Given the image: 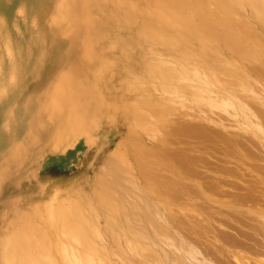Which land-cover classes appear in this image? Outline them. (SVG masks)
<instances>
[{
	"label": "rangeland",
	"instance_id": "374dc122",
	"mask_svg": "<svg viewBox=\"0 0 264 264\" xmlns=\"http://www.w3.org/2000/svg\"><path fill=\"white\" fill-rule=\"evenodd\" d=\"M70 1L62 0L61 5L57 6L53 0H27V4H25L27 9L24 10L21 7V0H14L12 3L8 0H0V13L4 12L7 18H11L15 23L18 31L23 32V38L26 40L24 56L27 62L20 60V63L24 62L21 67L18 66L16 69L4 67L1 72V75L3 74L2 79L7 77L6 81L11 83L13 87L10 84L8 88L2 90L3 86L1 89L7 92L10 99L0 103V110L7 112L4 117L1 118L0 116V143L5 149L0 157V184L3 182L0 185V217L4 218L0 219V238L5 232L12 230L14 224L23 221L26 214L25 209H29L34 202L39 203L40 200H48L53 196L54 191L51 188L56 185V181L51 180L53 179L50 177L51 175L55 180L66 175L71 178L68 181L73 182L74 177L82 173L76 180L85 183L87 187H85L84 194L79 195L85 201L82 203L85 207L82 213L86 216L84 215L83 221L80 218L79 220L87 230L88 239L99 249L102 248V245L105 246L114 255V252L119 254L120 251L114 246V239L112 240V236L109 234L114 231L118 237H122L124 231L134 232L133 227L139 223L137 215H144V213H148V210H145L143 203L137 204L139 199L143 197L140 196L139 187L140 193L136 190L130 193L122 191L124 199L131 196L129 199L135 200L133 203L135 211L132 212V205L128 202L125 204L124 202H117L119 198L114 196V193L111 194L106 191L107 187L102 185L104 183L99 177L102 176L103 171H101L100 166L104 167L105 160L110 156L111 146L103 150L100 142L96 141L94 135H91L98 129L100 123L96 120V125L89 124L90 121L88 120L90 119L85 122L83 117L85 107H83L82 101L79 102L80 94L75 87V82H73L75 78L71 77L70 70L73 71V69L70 68L69 70V65L81 63V66L86 67V69H81L78 72H81L80 76L82 75L84 87L89 86L93 91H100L102 82L106 79L111 80L113 77L115 79L112 84H122L121 79L126 75V77L135 78L137 76V79L139 78V86L132 99L136 102L132 105V102L130 104L129 101V108H126L127 115L133 113L131 123L133 124L134 135L130 139L125 137V142L129 146L131 144L128 147V153L132 160L138 158V161H132V165L140 164L142 168V172L137 174L138 179L142 182L146 181V184L156 190L154 191L155 195L160 198L158 199L159 203L156 204L168 203L171 200L170 206L174 208L191 209L194 206L191 203H186L191 199L208 200L207 203L209 201L225 202L231 199L226 192L234 190L235 184L244 183L247 179L248 181L254 180L255 175L257 178V161L254 158L256 159L257 155L260 156L262 153L256 149L257 142L253 139L254 137L252 138L250 134L242 132L241 128L227 127L226 125L229 123L227 118L224 122L219 121L218 109H215V114L212 113V116L209 117L201 111L204 107L195 106L196 103H199L197 98L200 99L199 94H201L195 89L199 86L198 84L190 87L184 85L183 81L167 84L162 90H159L161 92L160 97L154 101L147 97L148 92L152 90L149 87L152 85L143 83L142 80L149 73L160 78L162 76L171 78L175 76L173 72L176 73L178 68H181L184 73L198 74L204 71L202 87L209 88V95L218 96L226 93L237 99L242 98L243 93L240 88L245 82V78L242 77L244 73L256 79L260 86H264V0H257L256 6L248 3L253 12L249 13L248 19L241 21L232 8H227L229 7L228 0ZM211 5H217L216 11L209 10ZM253 24L257 27L254 26L255 31L259 29V36L252 30L251 25ZM224 33H236V35H231L226 40L223 38ZM181 35H187L189 39L191 37L192 43L178 44L180 47L174 48L173 41H182ZM2 37L3 35L0 36V40L5 41ZM196 38L203 40L201 47L210 43L213 52H203L200 56H195L189 50L197 49ZM212 41L215 43L213 44ZM92 44L102 47L105 56L101 62L98 60L96 65H92L88 70V61L93 64L94 60L90 56L87 59L81 57L76 59L75 57L80 48L86 51L85 47ZM64 51H66L67 56L62 59L60 55ZM221 52L227 56L226 62L229 61L228 64L234 66V69L226 70L227 67L220 62L217 55L220 53L222 56ZM120 59L127 61V64H124L123 60ZM0 61L7 62V60ZM117 62L118 67L116 68ZM215 62H219L221 65H215ZM104 63L106 66L102 65ZM256 66L263 72L258 70ZM205 72H208L209 75ZM214 73L221 79L216 84L211 83L215 79ZM71 78L73 79L72 82L70 81ZM23 80L27 83H21L24 82ZM215 85L217 86L212 87ZM104 88L102 91H108L112 88L115 90L116 87ZM110 95L113 97L115 93ZM118 95L125 98L124 93L120 92ZM167 95L170 97L164 98ZM206 97L205 95L202 101L207 102ZM243 99L245 105L250 103L248 97ZM147 102L151 105L148 111L155 118V122L158 121L162 127V136L159 132L154 135L155 130L152 132L150 129L147 130L150 134L149 132H145V134L143 131L146 130L142 128V131L138 126L140 121H144L145 124L147 121H152L151 119L148 120L147 115L142 113V115L137 116L134 112L136 109L144 108ZM106 104L107 102H104L105 106ZM251 104L253 103L251 102ZM134 105L137 107L134 108ZM256 109L259 113V110H262L261 107ZM184 124H189L186 126L193 128L188 127L187 130L192 131L190 134L187 132L186 126V128L182 127ZM229 124L231 125V123ZM239 124L245 126L243 123ZM199 125H202L200 127L204 126V129L207 127L208 135L213 132L212 135L216 134V137H211L212 135L209 137L203 128L205 133L201 131ZM197 126L201 135L202 133L207 135V137L205 136L206 140L200 138V134H197L199 137H194L196 133L193 134V132L195 129L197 130ZM181 127L184 128L183 131L186 130L185 133L187 132L189 136L193 135L187 136ZM177 128L182 131L179 133L185 135L176 134L179 131ZM212 128L218 130L220 128L221 134L225 132L226 134H224L229 135L230 140L228 137L226 139L225 136H221L218 130L213 131ZM175 129L178 131L176 132ZM216 131L217 133H215ZM218 134L221 138L217 136ZM159 135L161 141L153 140L152 136L159 138ZM223 138L224 140H221ZM231 138L235 142L233 145ZM228 141H231V145L228 144ZM239 142H250V144H243L242 146L241 143V145L238 144ZM250 153H253V156ZM178 157L182 160H178ZM188 167L190 168L188 169ZM175 168L177 169L175 170ZM187 171L190 173L189 175ZM248 175H251V179ZM108 183H111L110 179ZM211 183H213L212 188ZM47 184L50 190L44 193L43 189ZM64 184L67 185L66 182ZM174 190L181 192L180 194L177 192L178 199L174 192L170 194ZM190 190H193L194 193L192 191L191 193ZM198 190L200 191L198 192ZM196 191L201 193L205 199ZM101 193L105 194L102 195ZM67 194L68 192H65L63 195L66 199L77 197L74 194ZM108 199L112 206L109 201H106ZM11 204L14 206L12 207ZM106 204L108 206L105 208ZM123 206L127 207L129 214H125V211L122 212ZM194 213L196 212L194 211ZM128 216L130 218H126ZM114 219L116 222L120 221V223L118 222L120 226ZM122 225L125 226L122 227ZM201 228L199 227V229ZM208 228H210L209 225ZM115 237L117 238L116 235ZM115 256H113L114 261H116ZM250 258L253 261V258L258 257L250 256ZM252 263L254 264V261Z\"/></svg>",
	"mask_w": 264,
	"mask_h": 264
},
{
	"label": "bare ground",
	"instance_id": "6f19581e",
	"mask_svg": "<svg viewBox=\"0 0 264 264\" xmlns=\"http://www.w3.org/2000/svg\"><path fill=\"white\" fill-rule=\"evenodd\" d=\"M13 1L14 0H8V2H11V3ZM53 1L57 4V6L61 5V2H62V0H53ZM256 2L257 0H228L229 7L227 8L229 9L232 8L233 11H235V14L238 16V18H240V21H241L242 19H248L249 13L253 12L249 8L248 3H251L253 6H256ZM21 4H22L21 7H23L24 10L27 9V7L25 6V4H27V0H21ZM72 4L74 5L75 3H72ZM216 7L217 5H211L209 10L214 12L216 11ZM127 22H128V18H127ZM254 26H255L254 24L251 25V28L253 27L252 30L255 31ZM255 32L258 34V36L260 35L258 33L260 32L259 29H257ZM2 35H3L2 38H4L5 41L0 40V56L9 57V58L7 62L0 61V69H3L4 67L12 68V69H16L18 68V66L21 67V65L24 64V62H26V59L24 56V53L26 50V45H25L26 40L23 38V32L18 31V28L15 25V23L12 21L11 18L9 17L7 18L4 12L0 13V36ZM231 35H236V33L234 34L224 33L223 38H226V40H228L229 36L231 37ZM180 38H182L183 40L173 41L174 48H179L180 45L178 44L182 45V43H188V42L192 43L191 37H190L191 39L190 40L189 36L187 35H181ZM125 41L126 40L124 39V42ZM196 41H197L196 42L197 49L193 48L189 50V51H192L195 54V56L197 55L200 56V54H202L203 52L204 53L213 52L211 50L212 45H210V43H208V45H206L205 47L204 46L201 47L200 45L203 44V40L198 38ZM121 43L123 42L121 41ZM212 43L214 44L215 42L212 41ZM85 48H86V51H84L83 48H80L79 49L80 51L76 54L75 58L77 59V57L78 58L81 57V58L87 59V57L90 56L94 60V63L92 64L91 62L88 61V70H89L92 67V65H96V62L98 60H100L101 62V59L105 56V51L102 47L95 46V44L88 45V47H85ZM221 54L222 56L220 55V53H217L220 59V62L227 67L226 70H231L232 68L234 69L235 68L234 66L228 64L229 61L226 62L227 56L223 54L222 52ZM66 56H67L66 51L62 52L60 55L62 59H65ZM13 57H18L19 60L18 61L17 59L11 60ZM20 60H23L24 62L20 63ZM120 60H123L124 64H127V61H125L124 59H120ZM118 62H117L116 68L118 67ZM214 64L221 65L219 62H215ZM102 65L106 66L105 63ZM69 66H70L69 70L70 68L73 69V71L70 70L71 77L75 78L74 81L72 78L70 79V81L75 82V87L80 94L79 102L81 103L82 101L83 107H85L84 111L82 110L84 112L83 117H84L85 122L86 120L90 119L88 120L90 121L89 124L96 125L95 124L96 120L98 123H100V126H98L99 130L97 129L95 133H91V135H94L96 137V141L100 142L101 148L103 150H105L106 147L111 146L110 153H109L110 156L105 160V164H103L104 167L100 166L101 171H103L102 176L99 177L104 183L102 185L103 186L105 185V187H107L106 191H109L111 194L114 193V196L119 198L117 199V202L119 203L124 202V204L125 202H128L130 205H132L131 206L132 212L135 211L134 204H133L135 203V200H132L133 198L129 199L131 196L129 198L127 197L124 199L123 192L125 191V192L130 193L136 190L140 193L138 189L139 187L141 190L140 196L142 195L143 197L139 199L137 204L143 203L142 205L144 206L145 210L146 209L148 210V213H144V215L142 214L137 215V219L139 223L136 224L135 227H133L134 232L124 231V234H122V237L121 236L118 237V235L114 231H112V233L109 234L110 236H112V238L111 237L110 238L112 240L114 239V246L117 248L118 251H120L119 254L118 252H114V255H112L111 251H109L108 248H105V246L102 245L101 246L102 248L100 247L101 249H99L97 245H95L93 242H91L88 239L87 230L85 229V226L83 225V223L79 220L80 218L83 221V218L85 215L82 213L83 210L85 209L84 205L82 204L84 199H81L79 195L84 194L86 184L76 180L77 177H79V175H81L82 173L80 172L81 174H78L77 176H75L73 182H71V180L68 181V179H71V178L67 177L66 175H62L61 177H58L59 180H55L53 175H51L50 177L53 178L51 180L52 181L54 180L53 182L56 181V185H53V187L51 188V190L54 191L53 196L48 200H45V199L40 200L39 203L34 202L35 204L33 203L29 207V209L27 210L25 209L26 214L23 217V221L20 222L19 224H14L12 226V230L7 231V233L5 232L3 234V237L0 238V264H253L252 263L253 261H254V264H264V108H263L264 107V86H260L259 83H257L256 79H253L244 73L242 77L243 79L245 78V82H243L244 84L242 83L243 87L240 88V91L243 93L242 98L237 99L231 94L229 95L226 93L222 95H218V96L209 95V92H208L209 88H207L206 86L202 87L204 71L202 73L199 72L198 74L197 73H186V72L184 73L181 70V68H178L176 70V73L177 75H180V76L177 77L176 73L173 72L175 76H172L171 78L166 77V76H162V78H160L152 73L145 75L142 82L152 85V87H149V88H152V90L148 92L147 97L150 100L153 99L154 101L160 97L159 95L161 92L159 90H162L163 87H165V85L167 84L174 83L175 81L177 82L183 81V84L188 85V87L192 85L196 86L198 84L199 86H197V88L195 89L198 91V93H201V94H199L200 99L197 98L198 99L197 101H199V103H196L195 106H197L198 108L204 107L203 109H201V111L206 116H209V117L212 116L211 115L212 113L215 114V109H218L219 112H217V114L220 116V120L218 118L217 119L219 121L224 122L225 119L227 118L226 120L229 121V123H231V125L229 123L228 124L226 123L227 127L231 126L235 128H241L240 130H242V132H245L246 134H250L251 135L250 137L252 138L254 137L253 139H255V141L257 142L256 149H258V152L262 153L260 156L258 154L256 159L254 158V160L257 161V164L255 163L256 169L258 172L257 178L255 174H254L255 175L254 180L251 179L250 177L251 175L250 176L248 175L251 180L248 181L247 179L246 182L244 183L235 184L233 186L234 190H230V192L229 191L226 192V194L231 197L230 200L225 201V202L209 201L207 203L208 200H205L206 201L205 202L201 199H198V200L191 199L189 202H186V203H191V205H193L194 208H191V209H186L184 207L174 208L173 206H170L171 200H169L168 203L166 202V203L156 204V203H159L158 199L160 198L156 197L155 192H154L156 190H154L152 186H149L148 184H146V181L142 182L140 181V179H138L137 174L142 172V168L140 164L138 165L136 164V166L132 165L133 164L132 161L133 160L138 161V158H134L132 160V158L129 156V153H128L129 152L128 147H130L131 144L129 146L125 142V137H128L130 139V137L133 138V135H134V132L132 130L133 124L131 123L133 119L132 118L133 113H130L129 115H127L126 108L128 107L129 101H130V104L132 102V105L134 102H136V101H132V99L134 98V95L138 89V86H139L138 79L139 78L137 79V76L135 78L126 77L127 75L123 76L121 79L122 80L121 82L123 84L122 85V84H117V83L112 84V81L115 79L113 77V79L111 80L106 79L104 81L105 83L102 82V85H105L104 87H106L107 89L110 86H114L116 87L115 90L112 88V89H108V91H104V90L102 91V89H105V88L101 85L99 89L100 91H96V90L93 91L91 90L92 88L89 86L84 87V84H82L83 83L82 75L80 76L81 72H78V71H81V69H86V67L81 66V63H74ZM257 68L258 70L262 71V69H259V67ZM205 73L208 74V72H205ZM6 80H7V77H4V79H2L0 90L3 88V86L5 88H8V86L10 85V83H8ZM219 80L221 79H219V77L216 76L215 74V79L212 80L211 83L216 84V82ZM231 81H234V80L231 79ZM222 82H223V79H222ZM21 83H27V81H24ZM216 86L217 85L212 86V87H216ZM120 92L125 94V98H123V96L122 97H119V95L117 96V94ZM111 93H115V95L111 97L110 95ZM170 95H167L164 98L170 97ZM205 95L207 96L206 97L207 102L202 101ZM5 97H6V100L10 99V96L8 94H6ZM245 97H248V99L250 100V103L247 105H245V102L243 99ZM104 102H107L106 106L104 105ZM251 102L254 104V106L253 104H251ZM149 106L151 105L149 104V102H147L144 108H140L139 110L136 109L134 112H135V115L137 116H139L140 114L142 115L143 113V115H147L148 120L151 119L152 121H147L146 124L144 123V121H140V122L138 121L139 124L138 122H135V123L138 124L139 128L141 129L143 128L146 130V131H143L142 129L144 133L150 129V131L152 132L155 130V132L153 133L154 135L158 134L159 132L162 136L163 135L162 130H161L162 127H160L158 121L155 122V118H153L151 113L148 111ZM136 107L137 106L134 105V108ZM259 107H261L262 109V110H259L260 113L257 112L258 109H256ZM197 110L199 111V109ZM239 123H243L245 126ZM223 124L225 126V123ZM186 125H189V124H186ZM186 125L184 124V126L182 127H185ZM200 126L202 125H199V127ZM210 126L212 127V125ZM92 127H95V126H92ZM186 127L185 128L187 130L189 129L188 127L190 126H186ZM203 127H200L201 131L204 132L205 130L207 133V130H206L207 127L206 129H204ZM177 129L175 130L176 132L178 131V133H176L178 135L179 134L185 135L187 132H189V130H187V132L185 133L186 130L183 131L184 128H182L181 130L185 134H181L179 133L181 130L179 128ZM200 129H198V126H197L198 131L196 129L195 130L197 132L194 130L193 134L196 133V136L194 135V137H199V135L197 136V134L201 135ZM212 130L215 131L218 129L212 128ZM219 130L221 129L219 128ZM219 130H218V133L220 132ZM191 132H189V134ZM236 132L241 133L238 131ZM204 133H202L200 138L206 140L207 139L206 137L209 134V132L207 133V135ZM212 133L213 132H211L210 135H212ZM215 133H217V131ZM221 133L222 131L220 132V134ZM224 133L225 132H223L221 136L223 135L225 136V138L229 136V135L226 136L225 135L226 133L225 134ZM189 134L187 133V136H189ZM220 134H218L217 136L221 138ZM191 135L189 137H191ZM210 135L208 136L210 137ZM161 136L159 135V138H156L155 136H152V137H153V140L155 141H158V140L161 141ZM214 136L216 137V134L212 135L211 137H214ZM152 137L150 136V138ZM229 138L230 137H228V140H230ZM213 140H216V139H213ZM221 140H224V138ZM249 141L251 142V140ZM230 142L228 144L233 145L234 140L232 141L231 144ZM250 142L249 143L239 142L238 144L239 145L242 144L243 146V144L249 145ZM234 147H237V146H234ZM246 147L248 148V146ZM100 152H102V150H100ZM160 159L163 160V158H160ZM179 159L180 158L178 157V160ZM186 160L188 161V159ZM190 167H188V169ZM176 169L177 168H175V170ZM189 174L190 173L188 172V175ZM109 179L111 180V183H108ZM65 182L67 183V185L64 184ZM210 185L212 188L213 183H211ZM191 188L195 189L193 187ZM170 189H173V188L170 187ZM43 190H44V193H47L50 190L48 187V184ZM191 191L193 192V190H190V192ZM199 191L200 190H198V192ZM65 192H68L67 195L74 194V195H77V197L73 195L75 199L74 198L66 199L63 196ZM102 192H103V189H102ZM173 192L175 193L174 195L178 199L177 192H179V194L181 192L174 190L170 194H172ZM197 194H201V193H197ZM200 196H202V194ZM203 198L205 199V197ZM177 199H174V200L176 201ZM106 201H109V199ZM110 205L112 206V203ZM107 206L108 205L106 204L105 208ZM123 211H125V214H129L128 213L129 210L127 209V207L123 206L122 212ZM194 211L196 213H194ZM120 218L122 217L120 216ZM126 218H130V217L128 216ZM0 219H4V218L1 216ZM118 222L120 223V221ZM119 223L118 225L120 226ZM208 225L210 228H208ZM95 226L97 228V225ZM124 226L122 225V227ZM199 227H202V228L199 229ZM124 230H127V229H124ZM99 232H101V230H99ZM115 235L117 236V238L115 237ZM97 244L99 245V243ZM252 255H255L258 258H255V259L253 258V261H251L252 258H250V256L255 257ZM113 256H115L116 261H114ZM245 260H248V261H245Z\"/></svg>",
	"mask_w": 264,
	"mask_h": 264
},
{
	"label": "crops",
	"instance_id": "0c3cea01",
	"mask_svg": "<svg viewBox=\"0 0 264 264\" xmlns=\"http://www.w3.org/2000/svg\"><path fill=\"white\" fill-rule=\"evenodd\" d=\"M8 58L9 57H0V60H8ZM14 59H17V60H19V58L18 57H13L11 60H14ZM20 59H22V58H20ZM10 60V61H11ZM2 70L3 69H0V85L2 84V75H1V72H2ZM11 84V83H10ZM10 86H12V84L10 85ZM4 89H6L5 87L2 89V90H4ZM2 90H0L1 91V93H0V103L2 102V101H4V100H6V97H5V95L7 94L5 91H2ZM6 111H4V110H0V116H1V118L2 117H4L5 115H6ZM4 147H3V145H1V143H0V157H1V155H2V153L5 151V149H3ZM1 162V161H0ZM70 176V175H69ZM3 184V182H1V184L0 185H2Z\"/></svg>",
	"mask_w": 264,
	"mask_h": 264
}]
</instances>
